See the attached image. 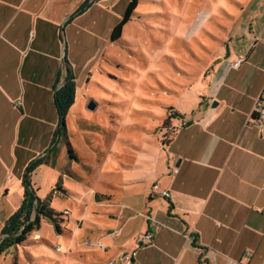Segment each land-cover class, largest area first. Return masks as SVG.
Instances as JSON below:
<instances>
[{
  "label": "crops",
  "instance_id": "1",
  "mask_svg": "<svg viewBox=\"0 0 264 264\" xmlns=\"http://www.w3.org/2000/svg\"><path fill=\"white\" fill-rule=\"evenodd\" d=\"M83 2L0 0V174L19 181L46 152L57 126L52 97L63 56L75 80L88 74L128 0H97L65 24ZM239 19L198 102L183 109L172 143L137 154L134 182L118 173L138 185L118 188L116 208L106 214L114 225L99 239L135 248L133 264H264V117L260 126L253 121L259 101L264 111V0H248ZM89 196L97 206L114 199L97 190ZM148 232L152 239L139 246L136 237ZM121 252L111 259L116 264H126Z\"/></svg>",
  "mask_w": 264,
  "mask_h": 264
},
{
  "label": "rangeland",
  "instance_id": "2",
  "mask_svg": "<svg viewBox=\"0 0 264 264\" xmlns=\"http://www.w3.org/2000/svg\"><path fill=\"white\" fill-rule=\"evenodd\" d=\"M247 2L138 1L119 40L107 39L90 72L75 80L74 103L65 119L72 154L60 141L58 165L40 167L32 176L38 196L57 215L60 232L41 218L24 245L0 252V264H108L115 253L135 249L99 239L107 233L103 228L114 225L106 214L116 208L118 188L138 185L118 173L127 171L134 182L141 168L137 154H148L153 146L167 149L161 145L164 120L169 117L171 128H177L183 109L198 102L203 78L215 59L226 56L230 27ZM235 46L228 50L235 52ZM3 177L0 230L20 206L23 191L21 178L0 174V181ZM90 190L112 193L114 199L97 206Z\"/></svg>",
  "mask_w": 264,
  "mask_h": 264
},
{
  "label": "trees",
  "instance_id": "3",
  "mask_svg": "<svg viewBox=\"0 0 264 264\" xmlns=\"http://www.w3.org/2000/svg\"><path fill=\"white\" fill-rule=\"evenodd\" d=\"M96 1L97 0H84L76 11L69 15L65 24L70 23L73 19L80 16ZM138 1L139 0H128L125 12L122 14L119 23L111 30V42L119 40L122 29L130 20L131 15L134 14L135 9L137 8ZM72 69L71 64L66 60L65 56H63L60 74V76L62 75L63 80L59 87L57 86L54 88L52 97L54 107L56 109L57 126L52 133L46 152L43 155H39L32 159L27 164L25 169H23L21 176V186L23 191L20 206L4 221V224L2 225L0 230V252L7 247L12 248L24 245L29 239L30 233L34 230V228L40 225L41 218L52 222L56 231L60 232V226L57 223V215L54 214V210L48 207L46 202L42 201L38 196L37 188H35L32 184V175L40 166L54 165L60 141L64 140L66 142L68 154H72L68 143L65 121L67 112H69L75 98V77ZM56 82H59V78H57ZM169 119L170 118L167 117L164 120L160 130L162 134V145L165 146L172 143L175 131L177 130V128H171Z\"/></svg>",
  "mask_w": 264,
  "mask_h": 264
},
{
  "label": "built area",
  "instance_id": "4",
  "mask_svg": "<svg viewBox=\"0 0 264 264\" xmlns=\"http://www.w3.org/2000/svg\"><path fill=\"white\" fill-rule=\"evenodd\" d=\"M244 59L239 57L237 60H235L232 63V67L233 68H237L243 61ZM259 103L256 104V106L254 107V111H253V121H255L257 123L258 126H260V119H262L264 117V111L261 108V106L259 105ZM163 195H166L165 192L162 193ZM114 236L116 235L115 233L113 234ZM191 239H193V237L190 236ZM152 239V233L148 232L146 234H144L143 236H137L135 241L136 243L141 246L142 244H144L147 241H150ZM136 255V251L133 249L130 253L127 252H121L120 257L118 258L119 261H122L126 264H131L132 263V258H134V256ZM109 264H116L115 260H112L111 262L109 261Z\"/></svg>",
  "mask_w": 264,
  "mask_h": 264
},
{
  "label": "water",
  "instance_id": "5",
  "mask_svg": "<svg viewBox=\"0 0 264 264\" xmlns=\"http://www.w3.org/2000/svg\"><path fill=\"white\" fill-rule=\"evenodd\" d=\"M211 105L214 106V105H216V103L213 102ZM88 108H89V109H92V108H93V105L90 103V104L88 105ZM132 264H133V263H132Z\"/></svg>",
  "mask_w": 264,
  "mask_h": 264
}]
</instances>
